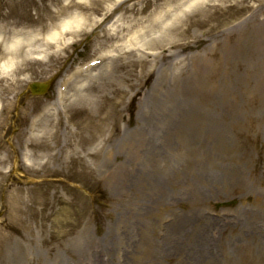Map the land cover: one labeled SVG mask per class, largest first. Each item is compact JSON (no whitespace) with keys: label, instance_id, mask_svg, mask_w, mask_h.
I'll list each match as a JSON object with an SVG mask.
<instances>
[{"label":"rangeland","instance_id":"1","mask_svg":"<svg viewBox=\"0 0 264 264\" xmlns=\"http://www.w3.org/2000/svg\"><path fill=\"white\" fill-rule=\"evenodd\" d=\"M120 2L0 0L2 38L83 19L1 80L0 264H264V0Z\"/></svg>","mask_w":264,"mask_h":264},{"label":"bare ground","instance_id":"2","mask_svg":"<svg viewBox=\"0 0 264 264\" xmlns=\"http://www.w3.org/2000/svg\"><path fill=\"white\" fill-rule=\"evenodd\" d=\"M120 3L125 4L127 0H120ZM198 0H183L182 3H185L187 6H191L192 4H195ZM170 9L165 10L163 12H160L158 15L151 18V24L152 27H158L161 32L164 30V19L168 16L172 22L176 26L177 24V0H168ZM184 4V5H185ZM131 5V4H130ZM128 4H126V7ZM119 8V5L115 8L110 9L111 13H108L107 11L105 14H101V22L102 24L104 22H107L109 19L111 20L113 17V12L116 10V8ZM129 8V7H128ZM127 8V9H128ZM142 11V10H141ZM138 15V14H137ZM208 17H210V13H208L205 16V21L208 22L210 20ZM119 16H114V25L115 28L113 31H116V36L114 41H118L120 39L125 40L123 43H121V47L123 48V52H125L128 56L129 53H131V47L134 43L133 36L127 38L128 32L132 27L135 26V22L131 24H125L122 26V32L119 31L117 28L121 24H116L118 21ZM204 19V18H203ZM202 19V20H203ZM144 21L143 18H138L136 22L138 21ZM83 19L81 17V14H73L68 17V19L63 20L60 23H55L50 25L49 30H41V31H26V32H13L12 36H9V38H2L0 34V83L1 80L6 77V75L10 74L12 76V80L9 78H6L5 81L8 82L5 86V91H9L11 89V84L13 82H16L18 79H16L15 75H17L18 72L23 71L26 66L28 65V62H31V58H34L35 56H39L40 54L48 55L50 48H55L54 50L59 49V47L63 46L67 40L66 36L70 34H77L79 32L80 27L83 22ZM112 27V24L110 25ZM43 26H41L39 29H41ZM106 27V26H105ZM177 27V26H176ZM140 30L136 31V37L140 38L142 43L140 44L141 47L144 46V39L146 36V29L147 26L143 25V23L140 25ZM177 30V28H175ZM43 31V32H42ZM112 31V32H113ZM124 31V32H123ZM22 33H25L24 35H21ZM19 35V36H18ZM168 45V49H164V46ZM175 47L174 41H170L167 44H161L158 48L160 49L159 54L161 55L162 59H166L168 57L167 52H169L170 48ZM126 50L128 52H126ZM34 56V57H33ZM5 99L0 95V106L3 107V101ZM4 120V116L2 117ZM0 119V140L2 139V128H3V120ZM35 122V121H34ZM4 142V141H3ZM24 147H28V144ZM136 155L138 158H140V154L137 151ZM23 157L27 158V153L24 150ZM8 163L7 158L0 152V169L2 166L6 165ZM127 165V169H132V164L130 161V158H128L125 162ZM15 164V163H14ZM12 168H15V166L11 165Z\"/></svg>","mask_w":264,"mask_h":264}]
</instances>
